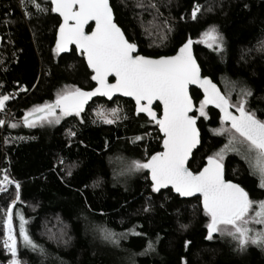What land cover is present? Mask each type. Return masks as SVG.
<instances>
[{
  "label": "trees",
  "instance_id": "trees-1",
  "mask_svg": "<svg viewBox=\"0 0 264 264\" xmlns=\"http://www.w3.org/2000/svg\"><path fill=\"white\" fill-rule=\"evenodd\" d=\"M109 2L115 23L126 39L137 44L139 54L170 56L191 39L202 74L223 93L229 90L226 81L242 83L252 93L247 98L248 108L264 120V51L258 50L257 43L264 39V0ZM38 3L48 11L37 13L27 0L23 8L19 0H0V22L5 21L0 28V83L4 84L0 92L25 89L23 98L9 104V116L0 125V176L7 174L19 183L20 199L14 213L24 216L28 233L45 251L42 256L19 246L23 264H264V252L255 245L239 251L231 238L214 234L212 240L205 239L207 217L199 199H180L170 190L153 193L145 170L117 176L131 160L144 162L161 150L156 126L135 115L131 101L98 98L79 117L68 116L58 124L24 126V113L53 101L59 89L93 87L91 73L74 49L53 55L59 19L52 14L49 0ZM194 5L201 8L195 19ZM25 11L31 16L25 17ZM147 26L153 27L150 32L145 30ZM208 27H215L223 37L222 51L200 43ZM238 90L231 91L233 103ZM190 95L198 106L201 94L191 89ZM95 104L119 107L118 120L111 124L97 121L90 112ZM154 109L159 112L158 105ZM206 112L209 118L200 117L197 122L201 143L188 163L190 170L202 167L205 158L225 144L223 136L211 131L220 126L219 114L208 107ZM9 123L16 127H8ZM69 132L75 135L69 136ZM137 136L142 139L136 140ZM223 165L226 180L238 183L253 201L264 200V189L239 155L227 154ZM68 170L71 176L66 174ZM15 183L0 192V209L15 199ZM3 215L0 212V264H8L10 254L2 244ZM18 224L14 214L17 235ZM101 225L126 235L119 247L101 238ZM62 232L65 239L71 237L66 244L51 238ZM149 242L154 250L145 251Z\"/></svg>",
  "mask_w": 264,
  "mask_h": 264
},
{
  "label": "snow or ice",
  "instance_id": "snow-or-ice-1",
  "mask_svg": "<svg viewBox=\"0 0 264 264\" xmlns=\"http://www.w3.org/2000/svg\"><path fill=\"white\" fill-rule=\"evenodd\" d=\"M27 3L37 13L48 11V7L42 6L38 0H27ZM19 5L26 7V0H19ZM137 6L144 7L143 4ZM148 6L156 7L155 4ZM50 10L60 17L52 47L53 55L67 53L70 51L69 46L74 45L76 52L84 58L91 70L90 79L96 86L88 91L75 85L59 89L53 101L33 106L24 113V126L58 124L62 117H79L89 100L96 96L111 100L119 93L131 97L135 101L136 114H146L158 127L162 137V151L155 152L144 162L131 160L125 171L140 172L146 169L153 193L170 186L180 197L198 194L203 213L207 217L205 239L212 240L214 234H220L235 241L239 251H244L249 244L264 248V200L253 201L238 183L226 180L223 165L225 154L234 152L248 163L250 175L256 176L259 187L264 189V120L248 108L247 98L252 95L251 91L242 83L226 81L229 90L222 93L211 79L201 74L192 54L191 39L182 44L175 55L150 58L138 54L137 44L126 39L125 33L114 22L109 0H50ZM200 11V6L194 5L192 18L195 19ZM24 15L30 17L31 13L25 11ZM89 21H93L95 26L91 27ZM85 25L91 27L90 32L86 31ZM201 42L214 51H222L223 37L215 27L201 34ZM257 43L258 50L264 51V39ZM109 77H114L115 82L109 83ZM191 85L203 93L198 107L190 95ZM237 88V98L233 103L230 94ZM9 99V95H0V111L5 109V102ZM153 101H159L162 114L153 111ZM208 105L219 109L220 113V126L211 131L214 135L225 136L227 142L205 158L203 167L190 170L187 165L201 143L197 121L200 117L205 120L209 118L206 112ZM119 111L113 108L105 114L98 109L95 114L102 115L103 122L111 124L115 122ZM4 123V120H0V125ZM8 127L16 125L9 123ZM73 135L75 133L69 132V136ZM135 139L140 140L142 137L137 136ZM58 163L63 165L64 161L58 160ZM66 174L71 176V170ZM14 183L5 174L0 179V192H6V185ZM15 190V199L6 209H0L4 213L2 244L5 252L10 254L8 264H23L18 256L19 246L39 252L42 256L45 251L31 238L26 228L28 221L24 216L18 211L14 213V205L20 199L19 183H15ZM14 214L19 221L18 235L13 225ZM98 231L103 240L115 247H119L120 239L125 235L102 225ZM132 234L139 235L134 231ZM65 235L62 232L59 237L51 238L66 244L71 237L65 239ZM149 250H154L151 242L145 251Z\"/></svg>",
  "mask_w": 264,
  "mask_h": 264
},
{
  "label": "water",
  "instance_id": "water-1",
  "mask_svg": "<svg viewBox=\"0 0 264 264\" xmlns=\"http://www.w3.org/2000/svg\"><path fill=\"white\" fill-rule=\"evenodd\" d=\"M49 3H50V0H49ZM109 6H110V2H109ZM111 7V6H110ZM53 15H55V16H57L58 17V19H59V23H60V17H59V15L58 14H56V13H52ZM113 19H114V14H113ZM114 22H115V20H114ZM89 25H91V27H94L95 26V24H94V22L93 21H89ZM89 25H85V29H86V31H88V32H90L91 31V27H89ZM118 26V25H117ZM58 27H59V24L57 25V28H56V30L58 29ZM119 27V26H118ZM90 28V29H89ZM56 30H55V38H56ZM188 41V40H187ZM186 41V42H187ZM54 44H55V40H54ZM184 44V43H183ZM1 45H2V37H1V35H0V47H1ZM182 46V45H181ZM192 54H193V57H194V59L196 60V58H195V56H194V50H193V43H192ZM69 49H70V51L69 52H67V53H61V54H69L70 52H71V49H74L75 50V46L74 45H70L69 46ZM179 49V47L177 48V50ZM176 50V51H177ZM176 51H175V53H176ZM75 52H76V50H75ZM137 52H138V48H137ZM175 53L173 54V55H175ZM76 54H78L77 52H76ZM139 54V53H138ZM79 55V54H78ZM141 55V54H140ZM83 58V57H82ZM150 58H152V57H150ZM158 58V57H157ZM83 61H84V64H85V66L87 67V64H86V61L84 60V58H83ZM197 61V60H196ZM197 64H198V62H197ZM199 65V64H198ZM200 67V66H199ZM87 69H88V67H87ZM201 69V68H200ZM89 71H90V73H91V70L90 69H88ZM201 74H202V71H201ZM203 75V74H202ZM204 76V75H203ZM208 77V76H207ZM209 79H211L210 77H208ZM92 81V80H91ZM115 82V78L114 77H109V83H114ZM92 83H93V87L92 88H94L96 85H95V82L94 81H92ZM213 83H215V82H213ZM216 84V83H215ZM217 85V84H216ZM217 87L219 88V86L217 85ZM91 88V89H92ZM91 89H89V90H91ZM191 89H195V90H197L200 94H201V98L203 97V93L195 86V85H191L190 86V90ZM220 89V88H219ZM86 91H88V90H86ZM221 91V90H220ZM222 92V91H221ZM223 93V92H222ZM98 98H101V99H104L105 101H107V102H112V101H114L115 99H124V100H129V101H131L132 103H133V106H134V113H135V115H137L136 114V112H135V101L131 98V97H125V96H121L119 93H116L114 96H113V98L111 99V100H109L107 97H101V96H96V97H93L91 100H89V102L85 105V108L86 107H88L95 99H98ZM156 105H158L159 106V112L158 111H156L155 109H154V107L156 106ZM153 111H155V112H157V114L158 115H160V114H162V106L159 104V101H153ZM208 108H211V109H213V110H215L218 114H219V116H220V113H219V109H217V108H215L214 106H212V105H208ZM4 113V110L3 111H0V115H2ZM137 116H143V117H145L147 120H149L150 122H152L155 126H156V124L153 122V121H151L150 120V118L146 115V114H144V113H140V114H138ZM198 122V121H197ZM156 129H157V131H158V133H159V129H158V127L156 126ZM159 135H160V137H161V134L159 133ZM161 143H162V137H161V141H160V147H161ZM199 146L200 145H198L197 146V149L199 148ZM197 149H195L194 150V152L197 150ZM160 151H162V147H161V150ZM151 156V155H150ZM150 156L148 157V158H150ZM191 159H192V157L190 158V161H191ZM189 161V162H190ZM204 163H206V159H205V162ZM188 166V165H187ZM203 167V166H202ZM145 171L147 172V177L149 176V174H148V171L145 169ZM148 181H149V183H150V185H151V180L148 178ZM231 182H233V181H231ZM233 183H235V182H233ZM165 190H170L171 192H172V194L173 195H175V196H178L180 199H184V200H188V199H194V198H197L198 199V194H197V196H193V197H180L178 194H176L174 191H172V189H171V187L169 186L168 188H164V189H161L160 191H165ZM159 191V192H160ZM199 203H200V201H199ZM200 206H201V204H200ZM201 208H202V206H201ZM203 210V209H202Z\"/></svg>",
  "mask_w": 264,
  "mask_h": 264
},
{
  "label": "rangeland",
  "instance_id": "rangeland-1",
  "mask_svg": "<svg viewBox=\"0 0 264 264\" xmlns=\"http://www.w3.org/2000/svg\"><path fill=\"white\" fill-rule=\"evenodd\" d=\"M150 25H151V23H149ZM4 28V27H3ZM152 26L151 27H149V26H147V27H145V30H147L148 32H150L151 30H152ZM209 28H211V27H208L206 30H208ZM216 29V28H215ZM205 30V31H206ZM204 31V32H205ZM217 31V30H216ZM203 32V33H204ZM218 32V31H217ZM163 34V33H162ZM200 43L203 45V46H205V47H207V48H209L204 42H201V37H200ZM209 49H212V48H209ZM198 107V106H197ZM113 108H118L119 109V107H117V106H113V107H107V106H105V105H101V104H95L91 109H90V112L92 113V115H93V117L97 120V121H99V122H102V123H104L103 122V116L102 115H97V114H95L96 113V111L98 110V109H100V110H102L105 114L107 113V111L108 110H110V109H113ZM119 113H120V111H119ZM119 113H118V117L117 118H115V121H117L118 120V118H119ZM58 114V113H57ZM9 116V115H8ZM8 116L4 119V113L2 114V115H0V117H1V120H4V121H6V119L8 118ZM66 117H68V116H65V117H62L61 118V120L62 119H64V118H66ZM60 120V121H61ZM44 124H47V123H44ZM43 124V125H44ZM107 124V123H106ZM4 125V124H3ZM37 125H41V124H37ZM224 137V139H225V143L227 142V139H226V137L225 136H223ZM223 147V146H222ZM221 147V148H222ZM229 153H234V152H229ZM229 153H226L225 154V157H224V159L226 158V156H227V154H229ZM245 161V160H244ZM247 165H248V163H246ZM248 167H249V165H248ZM128 174V172L127 171H125L124 170V168L122 167V171L121 170H118V172H117V176H123V175H127ZM4 176V175H3ZM3 176H0V179H2L3 178ZM251 227H255V228H259L260 226L259 225H251ZM220 235V234H219ZM126 235H124L122 238H124ZM221 236V235H220ZM221 237H228V236H221ZM121 238V239H122ZM228 238H230V237H228ZM107 242V241H106ZM110 244V243H109ZM111 245V244H110ZM112 246V245H111ZM263 252H264V248H262V247H259Z\"/></svg>",
  "mask_w": 264,
  "mask_h": 264
},
{
  "label": "built area",
  "instance_id": "built-area-1",
  "mask_svg": "<svg viewBox=\"0 0 264 264\" xmlns=\"http://www.w3.org/2000/svg\"><path fill=\"white\" fill-rule=\"evenodd\" d=\"M5 21L3 20L2 22H0V28L3 27ZM4 37H6V34L4 33ZM1 57H0V63H1ZM3 85L2 83H0V91L1 89L3 88ZM23 89V90H22ZM9 95L10 96V99L8 101L5 102V109H4V119L9 115L10 113V106L9 104L14 102V101H17L19 98H23L24 97V94H25V89L24 87H16L14 89H11L9 91H7L6 93H4L3 95ZM0 95L1 92H0Z\"/></svg>",
  "mask_w": 264,
  "mask_h": 264
}]
</instances>
